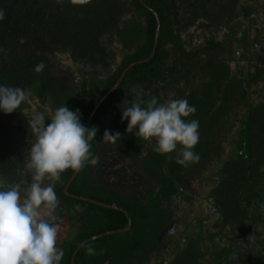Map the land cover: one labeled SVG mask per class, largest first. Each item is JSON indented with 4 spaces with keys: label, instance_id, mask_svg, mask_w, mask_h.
Here are the masks:
<instances>
[{
    "label": "trees",
    "instance_id": "16d2710c",
    "mask_svg": "<svg viewBox=\"0 0 264 264\" xmlns=\"http://www.w3.org/2000/svg\"><path fill=\"white\" fill-rule=\"evenodd\" d=\"M142 1L158 15L161 26L160 32L167 29L166 37L171 38L169 31L171 27L175 26V23L171 21L170 17L177 14L176 5L171 0ZM142 1L85 0V2L81 3L80 0H0V10L4 12V19L0 20V85L19 87L28 93L27 99L13 112L20 117L23 115L22 113L32 110L29 104L31 99L35 98L38 100V98L46 94L53 99H59L67 89L71 91L76 89L73 86L71 88L68 87L65 75L59 76L52 73L53 63L57 59L68 62L74 69L79 64L99 65L107 68L111 61L107 56L108 43L104 40V36L109 33L122 36L123 32L132 30L134 17L129 20L132 28L128 30L120 29L122 17L126 12L129 15L136 14L138 11L145 17L143 31L147 37L135 53L129 56L125 55L123 60L116 64V67L107 78V84L103 86V89L97 95L92 97L91 105L80 121L85 125L89 111L102 94L115 84L125 66L133 61L147 58L151 52L155 37L156 18L151 11L145 8ZM127 5H132L135 9L134 12H128ZM234 5L233 0H231L230 6L227 8L234 10ZM237 14H232L233 17L227 22L228 31L234 32L233 28L235 26L236 30L240 29L239 24L243 23L242 20L249 19V12L241 8L239 10L241 19L233 22V19L238 18ZM262 33L264 32L262 31ZM260 34L256 33L251 39L249 38L250 42L245 35L240 39H231L235 41L237 46L241 42H245V48L248 53L242 56L241 70H237L239 66L228 70L225 65V68H223L224 72L223 69L212 70L210 68L211 70L208 69L209 75L199 77V80H203L206 86L213 90V93L220 89V85H217V83L221 79H224V83L234 79L238 80L240 86L238 97L245 104L229 106L234 112L236 110L235 116L230 118L233 121V125L229 134L222 141H216V144L211 149L209 142L212 137L208 139L207 145L209 147L206 154L209 151V156L203 153L204 148H201V144L203 142L204 145V141L201 139L200 143L198 142L195 145L193 151H202L203 155H199L200 159L197 163H192L187 167L177 164L176 157H172L170 162L165 160V156H158L155 153H151L147 161L148 176L152 174L151 169L162 170L160 176L158 175L161 187L157 191L162 193V195L176 191L174 183L181 185L184 177L188 176L187 179L194 178L192 175L186 174H190L198 164H201V160L206 164L207 172L214 170L213 176L208 178L210 181L207 185L209 192L205 196V202L208 204V209L211 210L209 216L214 215L213 210L218 212L217 221L223 232L218 235V240L215 238L216 235L214 236L211 233L202 237L203 229L202 222H200L196 238L189 239L184 237L182 239L181 249H178L173 264H199L200 258L198 255L202 254L200 241L203 244L206 242L212 243L213 246L215 241L223 243L221 250L226 252L225 257L228 256L226 260H234L229 257L237 246L240 247V240L243 241V244L245 243L242 252L245 251L250 254V245L243 238L248 234L249 229H254L252 233H255V238L259 236L264 238V211L260 206V204L264 205V52L261 50L260 52L254 51L251 46L254 41L264 42V35ZM123 35L125 37V34ZM21 38L24 40L23 43L20 42ZM217 45H219V41L210 39L208 48L203 51V53L208 54L205 58L207 66H213L211 65L212 53L210 50ZM160 50L161 44L159 41L153 57L147 62L132 66L126 72L116 90L110 94L111 97L118 94L119 88L125 85L127 81L140 82L141 80L150 83L152 79L155 80L159 77V73H155V71L158 70L159 63L157 62L160 58ZM207 50L208 52H206ZM226 59L229 60L230 57L227 56ZM41 61L46 66L42 72L36 73L34 68ZM187 82L183 86L189 88L192 83ZM256 83L257 85L255 86ZM205 84H199L198 88L203 89ZM200 89L196 93L189 88L182 98L189 97L194 103L197 98H200L198 95L201 92ZM259 96L260 99L257 101L256 99ZM111 97L102 104L97 113ZM232 99L231 97L229 98L230 101ZM236 99L234 98V100ZM192 102L189 101V104ZM230 108L229 110L231 111ZM92 122L95 123V118H93ZM10 126L9 114H5L0 110V179H2L0 181L2 184L7 182L11 185L23 182L21 193L24 195L23 189L30 182L26 183L25 180H21L17 174L20 162L13 157L10 150V143L15 140L10 135ZM219 126L224 125L220 123ZM200 129L201 125L198 129L199 138L201 137ZM226 140H228L227 145L231 146L233 144L234 148L231 152H228V146L227 151L221 152L220 143L225 144L224 141ZM140 145L139 140L135 144L130 145L128 155L130 157L136 156ZM180 147L178 145L176 151H179ZM203 156L207 158L205 159ZM216 156L220 157V160ZM155 165L158 168H153ZM85 168L83 167L73 179L69 185L68 192L74 195L91 197L123 208L128 213L131 226L126 232L104 235L84 244L74 256V264H98L101 259L96 257L95 260H92L94 257L89 256L87 248L103 246L106 242L116 244V249L112 247L107 253L106 251L98 252L96 255H104L105 257L113 255L121 259L133 250H141L143 238L155 243L154 234L161 226L160 214L157 215V220L147 225L146 215L140 216L135 210L137 203L134 200L137 197H134L133 202L130 203L127 198L115 192L113 196H97L96 186L87 182V171ZM72 173L73 170L71 168L65 170L61 174L60 180L55 182L54 190L57 198L65 207L77 208L79 206L83 212L91 215V219L84 222L78 232L62 245L61 249L64 252V256L60 264H71V256L74 249L84 239L105 231L122 229L126 227L128 220V217L122 211L101 207L67 196L64 193V186ZM169 177L172 178L169 179ZM152 188L149 178L146 198ZM153 194L154 190L152 191ZM252 202L256 204L259 211L249 215L248 207ZM140 203L146 214L145 204L142 200H140ZM205 215L207 214L205 213ZM248 222L251 223V226L248 225ZM146 228H148L147 231ZM224 237H228L226 239L227 242ZM263 238L260 241L261 244H264ZM197 246H199L198 249ZM254 246H258L259 254H263L264 251H262L260 244L254 242ZM177 247H180L179 244ZM146 250L148 251V248ZM218 261L223 263L224 259H219Z\"/></svg>",
    "mask_w": 264,
    "mask_h": 264
},
{
    "label": "flooded vegetation",
    "instance_id": "af4514ba",
    "mask_svg": "<svg viewBox=\"0 0 264 264\" xmlns=\"http://www.w3.org/2000/svg\"><path fill=\"white\" fill-rule=\"evenodd\" d=\"M171 1L176 5L177 14L170 17L171 21L175 23V26L171 27L169 31L171 38L166 37L167 36L166 33L168 32L167 29L160 32L161 26H159L157 44L160 41L161 54L159 61L157 62L159 63L158 70L155 71V73H159V77H157L158 79L157 78H156L157 80L152 79L150 83L148 82L146 83L141 80L140 82L133 80L127 81L125 85L119 88L118 94L113 95L111 97L110 94L114 90H116V88L119 86L123 78L118 83V85L113 90H111L113 86L117 83L118 81L117 80L115 84L112 87H110L107 91H105L102 94V96L97 100L93 108L89 111L84 125L86 127L89 116H91L87 128H91L95 126L98 129L94 140L89 142L91 145L90 151L93 154V156L97 158V163L93 165L89 162H86L84 166L86 167L85 169L87 171L86 174L87 182L93 183L96 186L97 196L99 197L101 196L107 197L111 195L113 196V193L115 192L127 198L130 203L133 202L134 197L135 198L137 197L136 200H134L137 203L135 205L136 206L135 210L137 211L138 214H140V216L146 215L145 210L142 208V206H140L141 205L140 200H142L143 203L144 201L147 200L146 195H144L147 191V186L145 187V183L146 181L148 183L150 176H148L146 173L145 174L146 176L144 177V179H142V172L139 169L147 170V161L149 160L151 153L156 154V152H154L152 148H150L151 146L152 147L155 146V140L152 139L146 141L143 140L142 138H138L135 136V130L132 133H128L125 131V129L127 128L128 121L127 120H124L123 122L121 121L122 109L130 105L124 104L123 101L127 100L130 102L132 99H137L139 95V98H142L145 101L149 100L151 97H156L159 103H163V101L164 102L168 101V99L166 98L168 93H174L176 95L177 93L176 91L179 90V92H183V94H186L187 90L189 88L191 89V87H193L194 91L198 93L200 89L198 88L200 86L199 84L201 85L205 84L203 80H199V77L204 75L205 76L209 75L208 69L219 70L225 68L226 65L228 70L238 66L239 67L237 68V70H241L240 65L242 64V60H243L242 56H245L246 53L248 52L247 49L245 48V44H244L245 42H241V44L237 46L236 43L234 44L232 43L231 40L232 38L240 39L243 35H245L246 39H248V41L250 42L249 38L251 39L252 36H255L256 33H261L260 35H264V33H262V31L264 32V0H233L235 4L234 10L233 9L231 10V8H227L228 6H230L231 0H184L185 9H181L179 0H171ZM142 3L144 5L143 1ZM238 8L240 9L242 8L244 9V11L249 12V19L242 20L243 23L239 24L240 29L236 30V26H235L233 28L234 32H232L231 30L228 31L226 24L228 21L231 20V17H233L231 13L234 14L238 13L237 14L238 18L233 19V22H236L239 19H241L239 15L240 9L238 10ZM132 17H134L135 19L133 28L130 25L131 21H129L130 19L132 20ZM144 21H145V17L142 13L137 11L136 14L128 15V13L126 12L122 17L120 29L128 30L132 28V32L134 33L130 36L126 32L125 34L126 41L125 40L122 41V39L118 35H114L113 33H109L104 36V40L107 41L108 43L107 56L108 59L111 61V63L109 64V66H107V68H103L99 65L79 64L77 68L74 69L68 62L61 59L59 60L57 59L55 63H53L52 73L57 74L59 76L66 75L67 81L68 82L72 81L74 83L73 87L76 89H72L71 91L73 95L71 100L73 101V104L71 106L73 109H75V111L77 109L79 110L80 121L86 115L91 105L92 97L97 95L103 89V86L107 84L106 82L108 76L116 67V64H114V60L111 57L118 56L120 57V62H121L125 55L129 56L135 53L137 49L140 47V45L143 43V40L146 39L147 35L143 31ZM213 23H216L217 26H215ZM156 26H157V22H156ZM225 31L227 32L225 33ZM210 39L214 41H219V45L214 46L211 49L214 50L215 52L216 51L218 52L215 53L210 50V52L212 53L211 65L213 66H207V61L205 60V58L208 56V54L203 53V51L206 48H208ZM225 39H227V41H225ZM229 42L232 43L231 46L232 52L230 54H226L224 50H225V46ZM251 46L253 47L254 51L260 52L261 50L264 52V42L262 41L259 42L254 41ZM115 50L119 52H115ZM194 51H198V52L193 53ZM206 52H208V50ZM227 56L230 57L229 60L226 59ZM141 60L143 59L129 63L127 66H125L122 72L127 67H129L128 68L129 70L132 66L139 64L136 62ZM125 74L123 75V77L125 76ZM177 77H179V79H177ZM234 80L236 83H238L237 79ZM220 81L217 83V85H221L224 83V79L222 80L221 84ZM186 82L192 83L191 86H189V88L183 86ZM180 85H182L181 88H177ZM109 97H111V99L99 111V113H97L98 109ZM61 103L62 101H60L59 99H53L50 95L46 94L43 95L41 98H38V100L35 98L31 99L29 101V104L32 110L26 113H22L23 114L22 116L19 117L17 114H15V112L9 114V121L11 123L10 135L13 139H15L14 142L10 143L11 153L14 157V155H16L14 153V150H16L14 147L18 146L19 150L23 151L25 155L22 158V160L25 159L26 162L25 161L21 162V160H19L20 162L19 166L20 165L26 166L27 158H28L27 151L30 149L31 143H33L35 139L29 131L28 119L32 118L37 113H43L46 119L45 125H47L50 122L48 120L50 119L51 114L55 111V109L62 106ZM67 108H69V106ZM93 118H95V123L92 122ZM91 123H93V125H91ZM106 129L113 133L119 132L121 137L120 140H117L116 143L103 142V133ZM228 134L229 133L227 132L226 133L221 132L220 137L223 140V137L227 136ZM137 140H139L141 144L137 152V155L130 157L128 155L129 152L128 148L130 147V145L135 144ZM144 147L148 150V153L146 154H143ZM141 155L144 157L143 159ZM203 157L205 159L207 158L206 156ZM139 160H140V168L137 169L139 166ZM201 169L203 171L201 178L199 179L189 178L188 179L189 182L200 181L202 179L204 180V178L209 182L208 178L213 176L214 170L212 175L211 172H208V176H205L203 173L207 174V169H206V164L203 162V160H201ZM186 175H190V174H186ZM171 178L172 177H169V179ZM21 180L23 181L25 180L26 183L31 182L28 181L26 177L24 178L22 177ZM184 181H186V179H184ZM174 184L177 190L176 191L174 190L173 192H177L176 196H178L180 193L179 195L180 200L183 198L182 199L183 201L185 200V198H188L189 201H191V203L194 202L193 197L195 195V192L193 190L186 191L183 188V183L181 185L177 183ZM0 185H3L4 187L3 190H7V187L11 186L10 183L5 182L4 184H2L1 181H0ZM128 186H132V187L134 186L135 191H141L140 194L139 193H135L132 195L123 194L122 193L123 189L125 187L127 189ZM208 189L209 188L206 186V188L202 190V191H206L205 196H207L209 192ZM157 193L159 194V192ZM21 195L23 196L22 193ZM162 196H172V200H171L172 202H170L169 204L171 205L170 207H172V210H170V208L168 209L167 207L163 206L160 201L161 206L159 207V212H160L159 216L161 217V226L158 228V231L154 234L153 237L156 239V242L155 243L149 242L148 251L146 252L145 255L144 253L141 254L138 253L140 250L137 251L133 250L127 253L123 259L113 255L110 256L108 255V258H106L107 256L105 257L104 255H99V256L96 255L98 254V252H104L105 250H107L106 247L99 245L93 247V249L95 250L94 254L91 255L89 254L90 257H94L92 260H95L96 257L100 259L102 257L101 261L98 264H154L157 261L162 262V264H173L178 249H176V251H173L172 247L169 246L168 243H166V241L172 238L171 236H175V234H177V232H174V229L178 228L177 222L179 221L178 224L181 223L180 216H182L183 214L178 212L173 207L174 206L173 202H175L176 200V196L173 193H169L167 195H162L160 193L159 198L161 199ZM153 197H158L156 195V191H154ZM97 201L102 202L101 200H97ZM178 205L182 206L180 201L178 202ZM262 205L263 204H260L262 210L264 211V207H262ZM254 206H256V204L252 202L251 205L248 207L249 215L253 213L252 208ZM63 207L64 205L59 201V205L56 212L61 210ZM121 209L124 210L123 208ZM65 210H67L66 213L67 216L68 215L71 216L72 213L76 214V219H78V221L80 222V227L82 224H84V222L91 219V215H87L85 212L77 210L76 207H72V208L66 207ZM212 212L215 215L213 219V224L214 225L216 224V226H214L216 229L214 231H211L209 229L208 231L205 228L206 226H204V222H202L201 224H202L203 233L201 235L202 237L203 236L205 237L206 235L211 233L214 234V236L216 235L215 238L216 240H218L219 238L218 235L219 234L221 235L223 231L221 230L219 223L217 221L218 212L215 210H213ZM80 217H82L83 219L82 223L80 221ZM248 225L251 226V223L248 222ZM130 226H131V220H130ZM252 231H254L253 228L249 229L247 233L248 234L250 233V235L246 234V236L243 237L244 240L247 241L250 246L252 245V240L255 239V233H252ZM119 233H123V232H119ZM249 236L251 238H248ZM240 242H241L240 245H242V247L244 248L245 243L243 244L242 240H240ZM206 243H204L205 247H206ZM214 246H219V241H215ZM112 247L113 246H111L110 248ZM238 249L240 250V247ZM232 253L234 254V252Z\"/></svg>",
    "mask_w": 264,
    "mask_h": 264
},
{
    "label": "clouds",
    "instance_id": "9594fccd",
    "mask_svg": "<svg viewBox=\"0 0 264 264\" xmlns=\"http://www.w3.org/2000/svg\"><path fill=\"white\" fill-rule=\"evenodd\" d=\"M2 19L4 12L0 10ZM20 42H24L23 38ZM45 66L41 61L34 71L40 73ZM27 96L22 88L0 85V110L12 113ZM123 103L130 105L122 109L121 115L122 122L128 121L126 132L135 130L138 138L154 139L156 153H171L181 146L176 156L179 165L187 167L199 161V155L193 151L199 142V121L185 119L196 111L186 99L159 103L156 97L145 101L138 95L137 99ZM45 120L43 113L28 119L29 131L35 139L27 151L26 168L31 182L23 189L24 195H21L23 182L0 190V264H60L64 252L56 246L60 227L56 222L60 218L56 214L59 200L55 182L69 168L78 172L86 162L97 163L89 142L94 140L98 129L86 128L80 122L78 109L71 111L63 105L55 109L47 125ZM120 138L119 132L106 129L103 133L106 143H116ZM77 210L82 211L79 206ZM94 252L93 248H87L88 254Z\"/></svg>",
    "mask_w": 264,
    "mask_h": 264
},
{
    "label": "rangeland",
    "instance_id": "374dc122",
    "mask_svg": "<svg viewBox=\"0 0 264 264\" xmlns=\"http://www.w3.org/2000/svg\"><path fill=\"white\" fill-rule=\"evenodd\" d=\"M180 5H181V9H185L184 7V0H179ZM127 9L128 12H134V8L132 5H127ZM227 15V13H226ZM230 16V15H229ZM215 26H217L216 23H213ZM127 31L122 33V36L120 35L119 37L122 39V41H124L125 37L123 34H126ZM134 32H132V30H130V32H127V34H129L130 36L133 34ZM121 34V33H120ZM138 36V34H137ZM126 41V40H125ZM232 43L234 44L235 41L232 40ZM232 43L229 42L227 43V45L225 46V53L226 54H230L232 52ZM212 52H215L214 50H211ZM115 52H119L117 50H115ZM218 51H216L215 53H217ZM114 60V64H119L120 63V57L118 56H112L111 57ZM225 71V70H224ZM223 71V72H224ZM182 74V73H181ZM225 75V74H224ZM66 76V75H65ZM67 78V77H66ZM222 82V79L220 81V84ZM257 85V83L255 84V86ZM72 86H74V83L72 81L68 82V87L71 88ZM182 85L178 86L177 88H181ZM192 90H194L193 88H191ZM183 90V89H182ZM239 90H240V86L238 85V83L234 81H229L226 82V84H222L220 85V89L216 92L213 93V90H211L208 86H206V84L204 85L203 89H200V93L198 94L200 98H197L195 100V102L193 103L191 101V99H189V97H184V99H186L190 105L195 106V113L186 117V120H193L196 119L199 121V128L201 125V129H200V134L201 137L199 138V143L202 139V141H204V145L203 142L201 144V148H204L203 153L204 155L207 153V148L210 146V149L212 147H214V145L216 144V141H222V138L220 137L221 132L224 133H229L228 129L230 131L231 126L233 125V121L230 120V118L234 117L236 114V110L235 112L233 111V109H231L229 106L230 105H242L245 104V102H243L239 97ZM176 95L174 93H168V95L166 96V98L169 100H174V99H181L182 96H185V94H183V92H179L176 91ZM72 92L70 89H67L64 93L63 96L59 98L60 101H62L61 105L68 107L71 111H75V109L72 108V104L73 101L72 100ZM233 98L232 101L229 100V98ZM234 98H237L236 100H234ZM260 99V96L258 97V99H256L257 101ZM256 101V102H257ZM164 103V101H163ZM229 108L231 109V111L229 110ZM224 121V122H222ZM222 123L224 126H219V124ZM207 125V126H206ZM206 126V129L204 128ZM198 128V129H199ZM212 137V138H211ZM211 138L212 140L209 142V146L207 145L208 143V139ZM224 138V137H223ZM225 144L220 143L221 145V151L223 152V149L227 151V146L228 148V152L232 151L233 144H231V146L227 145L228 140L224 141ZM200 146V144H199ZM16 150H14V153L16 155H14V158L16 160H22V158L25 156L23 151L19 150L18 146L14 147ZM150 148L153 147L151 146ZM149 148V150H150ZM146 148L144 147V152L143 154L148 153V150H145ZM177 152L178 151H173L171 153H166V154H160V153H156V155L160 156L162 155L163 157L165 156V160H168L171 162L172 157H176L177 156ZM201 152V153H200ZM195 151V153H197L198 155H203L202 151ZM212 154V152H211ZM210 154V155H211ZM142 156V155H141ZM206 156H209V151L208 154H206ZM144 157L142 156V159ZM217 159H219L220 157H217ZM220 160V159H219ZM26 162V161H25ZM134 162V161H132ZM217 163V162H214ZM142 164V162H141ZM219 165V164H218ZM140 168V160H139V166L137 169ZM153 168H158L157 165L153 166ZM205 168V167H204ZM207 169V167H206ZM142 172V179H144V177L146 176L145 174L147 173V170H142L139 169ZM162 170H157V169H151V176H150V183L152 184V189L149 192V195L147 196V200L144 201V204L146 207V219L147 225L152 224V222H154L155 220H157V215L160 214L159 212V207L161 206V203L163 206L167 207L168 209L170 208V210H172V207H170L171 205L170 202H172V196H162L161 199L159 198V194L157 193V190L160 188L161 184L159 181V176L161 174ZM202 169H201V164H198L196 168H194L192 170V174L190 173V175H193V177L195 179H199L202 176ZM211 175L213 173V171H211ZM17 174L20 178H24L26 177V179L28 181H31V174L30 172L27 170L26 166L24 165H20L18 170H17ZM156 174V176H155ZM205 176H208V172L207 174L203 173ZM159 175V176H158ZM188 177V176H187ZM187 177H184V179H186V181L183 180V188L186 191H190L193 190L195 192V195L193 197L194 202L191 203V201H189L188 198H185V200L182 201V199H179V195H177V192H173V194L176 196V200L174 203V208L182 213L183 215L180 216V221L181 223L178 224L177 222V226L178 228L174 229V232H177V234H175V236H171L172 238L168 239L166 241V243H168L169 246L172 247L173 251H176V249H181V242H183V238L184 237H188L189 239H194L197 237L198 234V229H199V223L200 222H204V226H206L205 228L209 231V229L211 231H214L216 228L214 226H216V224H213V219L215 217V215L209 216V214L211 213V210L208 209V204L205 202V194L206 191H202L204 188H206V186L209 184V182L204 178V180H200V181H193V182H189V180L187 179ZM1 180V179H0ZM146 181V180H145ZM45 183H51V181H45ZM13 184V183H12ZM147 186V181L145 183V187ZM3 185H0V190H3ZM135 187L133 186H128V188L126 189V187L123 189V194H127V195H132L135 193H139L141 191H135L134 189ZM156 191V195L158 197H153L152 195V191ZM198 190V191H197ZM162 194V193H161ZM144 195H147V191ZM184 195V194H182ZM70 197V196H69ZM161 201V203H160ZM181 202L182 206L178 205V202ZM166 208V209H167ZM259 211V208L257 206H254L252 208V214H255ZM205 213L207 215H205ZM56 214L59 216V221L57 222L60 227H59V232H58V237H57V248L61 249L62 245L69 241L70 238H72L74 236V234L76 232H78V230L80 229V222L78 221V219H76V214L72 213V215H66V213L63 210H59L56 212ZM71 214V213H69ZM185 214V216H184ZM214 214V213H213ZM148 215V216H147ZM178 216V215H177ZM157 218V219H156ZM179 220V219H177ZM80 221L81 223L83 222L82 217H80ZM174 226V225H173ZM172 226V227H173ZM148 230V228H146V231ZM260 231V230H259ZM177 236V237H176ZM225 241L227 242L226 239H228V237H224ZM263 237L259 236L255 239L252 240V245L250 246V251L248 253H246L245 251L242 252L244 249L242 247V245H240L241 250H239V246H237V250L234 251V254L232 253L231 256L229 258H233L234 260H226L228 258L225 257L226 252L223 251L222 252V247L223 244L219 243V246H213L212 243H206V247L204 246L203 242H199L202 247V254H199V264H264V252L263 254H259L260 252L258 251V246H254V242H256L257 244H260L262 251H264V244H261L260 241ZM264 239V238H263ZM259 241V242H258ZM264 241V240H263ZM150 240H147L146 238H143V245L141 250L138 253H145L148 248V244H149ZM179 244L180 247H177V245ZM103 246H105L107 248L106 253L108 252V250H110V247L113 246L116 249V244H110V242H106L103 244ZM212 246V248H211ZM199 248V246H197V249ZM226 250V249H224ZM247 250V249H246ZM262 253V252H261ZM146 254V253H145ZM108 258V256L106 257ZM102 259V257H101ZM219 259H224V262H220L218 261ZM249 261V262H248ZM99 262V260H98ZM145 263V262H144ZM154 264H162L160 261H157Z\"/></svg>",
    "mask_w": 264,
    "mask_h": 264
},
{
    "label": "water",
    "instance_id": "95a60500",
    "mask_svg": "<svg viewBox=\"0 0 264 264\" xmlns=\"http://www.w3.org/2000/svg\"><path fill=\"white\" fill-rule=\"evenodd\" d=\"M142 1V0H141ZM145 8L148 9L149 11H151L154 15H155V18H156V22H157V26H156V31H155V38H154V43H153V47H152V50H151V53L150 55L148 56V58L146 59H143L141 61H138L136 63H143L147 60H149L150 58H152L153 54H154V51H155V48H156V45H157V40H158V33H159V26H160V21H159V18H158V15L152 10L150 9L147 5H145ZM136 63H133V64H136ZM129 67H127L120 75L117 83L113 86V88L111 90H113L117 85L118 83L121 81V79L123 78V75L125 74V72L128 70ZM110 90V91H111ZM90 118L91 116H89V119H88V122L86 124V128L89 124V121H90ZM79 172V171H78ZM77 171H73V173L71 174L70 178L68 179V181L66 182L65 186H64V193L67 195V196H70V197H73L75 199H79V200H83V201H87V202H90V203H93L95 205H98V206H102V207H105V208H111V209H115V210H119V211H122L126 214V216L128 217V214L126 211L122 210L121 208H119L118 206L114 205V204H107V203H103V202H100V201H97L93 198H88V197H84V196H78V195H72L68 192V188H69V185L71 183V181L75 178V176L77 175L78 173ZM130 229V220L128 218V221H127V225L125 228H122V229H117V230H111V231H106V232H103V233H100V234H97L95 236H92V237H89V238H86L84 239L81 243H79L76 248L74 249L73 253H72V256H71V264H74V256L75 254L78 252V250L86 243H88L89 241L93 240V239H96L100 236H104L106 234H113V233H119V232H124V231H127Z\"/></svg>",
    "mask_w": 264,
    "mask_h": 264
},
{
    "label": "crops",
    "instance_id": "0c3cea01",
    "mask_svg": "<svg viewBox=\"0 0 264 264\" xmlns=\"http://www.w3.org/2000/svg\"><path fill=\"white\" fill-rule=\"evenodd\" d=\"M232 14H234V13H232ZM65 206L61 209V210H63L65 213H67V210H65ZM68 208V207H67Z\"/></svg>",
    "mask_w": 264,
    "mask_h": 264
}]
</instances>
